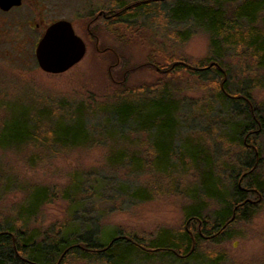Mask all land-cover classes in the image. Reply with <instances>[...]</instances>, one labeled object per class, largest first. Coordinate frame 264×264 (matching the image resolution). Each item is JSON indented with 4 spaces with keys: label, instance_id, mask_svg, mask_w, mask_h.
I'll return each mask as SVG.
<instances>
[{
    "label": "trees",
    "instance_id": "16d2710c",
    "mask_svg": "<svg viewBox=\"0 0 264 264\" xmlns=\"http://www.w3.org/2000/svg\"><path fill=\"white\" fill-rule=\"evenodd\" d=\"M169 4L171 7L167 8ZM263 9L264 0H213L210 3L122 0L114 7L120 12L117 17L110 23L104 22L109 33H115V23L133 30L136 19L146 18L154 11L163 19L168 11L171 21L195 23L208 33L207 58L189 63L174 54L152 50L145 65L159 72L163 80L137 87H127L125 81L109 100L93 96L80 101L61 100L35 108L29 114V108H20L19 113L6 110L9 118L0 128L2 147L16 148L26 143L70 150L103 147L110 142L116 145L108 158L113 166L129 167L133 174L147 168L162 171L158 165L163 163L165 178L170 179L174 171L192 172L199 186L186 192L197 204L185 210V225L172 236V233H167L170 236L160 234L167 236L164 240L160 235L150 239L115 233L102 241L98 233L92 234L90 229L80 233L68 222L49 229L40 237L35 230H29L28 225L36 218L38 209L55 199L57 193L37 189L32 192L29 204L17 208L14 219L0 224V264H128L130 259L149 262L156 257L185 263L196 260L203 244H217L228 238V229L237 221L252 219L264 199L259 145L260 137L264 136V115L252 96L254 90L261 88L264 78V30L259 24ZM114 10L104 12L108 15ZM183 35L174 34L178 40H182ZM127 69L128 66L122 68L118 75L123 78ZM182 77L187 85L191 82L202 92L196 105L185 104L178 98L176 87ZM183 104L202 116H208L205 110L217 107L226 110L231 119L226 125L228 132L220 134L213 130L212 136L207 135L208 132L203 134L207 144L185 137L177 145V115ZM201 108H205L204 114ZM96 118L101 119L96 123ZM88 119L95 120L88 124ZM130 136L138 137L140 150L129 153L120 147L118 142L134 145ZM232 149L237 154L233 166L218 158L221 151L229 154ZM223 178L226 190L219 188ZM77 190V186H70L61 196L66 199V194L69 196ZM126 193L142 201L151 198L148 189L127 188ZM202 198L216 202L218 210L205 213L206 203ZM70 226L75 230L69 232ZM205 257L209 264H223L224 259L218 253L206 252Z\"/></svg>",
    "mask_w": 264,
    "mask_h": 264
},
{
    "label": "rangeland",
    "instance_id": "374dc122",
    "mask_svg": "<svg viewBox=\"0 0 264 264\" xmlns=\"http://www.w3.org/2000/svg\"><path fill=\"white\" fill-rule=\"evenodd\" d=\"M120 1L32 0L19 10L8 14L0 12V128L9 118V111H6L9 109L12 113H19L20 108H29V114L35 108L61 100L80 101L90 96L109 100L125 81L127 87H137L163 80L159 72L145 65L146 57L152 50L174 54L189 63L207 58L208 33L195 23L171 21L167 16L168 11L163 19L157 11L150 17L136 19L131 28L133 30L115 23V33L111 34L101 20L90 24L87 29V17L91 20L94 17L92 13L98 10H114ZM198 1L210 3L213 0ZM161 7L165 9L164 5ZM170 7V4L167 5V8ZM57 20L71 23L75 33L85 43L86 53L67 72L48 75L38 68L35 46L44 28ZM259 24L264 30V9ZM36 25L39 28L35 29ZM180 32L184 34L182 40L174 36ZM157 60L161 62L160 58ZM126 66L128 72L122 78L118 74ZM262 80L261 88L254 90L252 96L264 115V78ZM185 82L183 77L178 81V98L185 104L196 105L202 98V92L197 85L191 82L187 85ZM182 106L177 115V145L185 137L198 140L202 145L207 144V137L203 134L208 132L207 135L212 136L213 130L220 134L228 132L226 125L231 119L226 110L217 107L206 111L201 108V112L204 114L205 110L208 115L202 116L194 108ZM96 119H88V124L94 120L97 123L101 118ZM129 140H134L133 146L118 143L129 153L141 149L138 137L130 136ZM141 140L146 142L144 137ZM259 145L264 171V136L260 137ZM164 147L167 149V143ZM49 148L47 145L26 143L16 148L0 145V224L14 219L17 208L29 204L32 192L42 188L56 190L57 195L38 209L36 218L28 225V229L35 230L40 237L49 229L66 222L75 226L80 233L88 229L92 234L98 233L102 241L115 233L150 239L162 233H172V236L185 225V210L197 204L186 195L187 190L199 186L198 178L192 172L183 174L174 171L167 179L161 163L158 168L162 171L147 168L131 174V168L113 166L108 161L113 153L112 148L116 150V145L110 142L103 147L70 150ZM235 154L233 149L229 154L221 151L218 158L233 166L236 163ZM219 185V188L227 189L224 178ZM70 186H77L78 190L69 196L66 194L64 199L61 195ZM127 188L148 189L151 198L143 201L133 198L126 193ZM196 193L200 194L198 190ZM202 200L206 203L205 213L218 210L216 202ZM75 227L70 226L69 232ZM228 232V238L220 243L203 244L198 249L196 260L174 263L156 257L149 262L130 259L128 264H209L206 252L221 255L223 264H264V199L252 219L237 221ZM160 236L161 240L167 237Z\"/></svg>",
    "mask_w": 264,
    "mask_h": 264
},
{
    "label": "water",
    "instance_id": "95a60500",
    "mask_svg": "<svg viewBox=\"0 0 264 264\" xmlns=\"http://www.w3.org/2000/svg\"><path fill=\"white\" fill-rule=\"evenodd\" d=\"M23 0H0V10L6 12L20 6ZM86 47L70 22L60 20L49 25L35 46L38 68L48 75H59L77 65L85 56Z\"/></svg>",
    "mask_w": 264,
    "mask_h": 264
},
{
    "label": "flooded vegetation",
    "instance_id": "af4514ba",
    "mask_svg": "<svg viewBox=\"0 0 264 264\" xmlns=\"http://www.w3.org/2000/svg\"><path fill=\"white\" fill-rule=\"evenodd\" d=\"M32 0H23L22 2H21V4H20V6H18V7H12V8H10L8 11H6V12H4V11H2V10H0V12L2 13V14H8V13H10V12H12V11H14V10H19V9H21L23 6H24V4L26 3V2H31ZM108 11L110 10V9H107ZM107 13H109V12H107ZM120 13V12H119ZM118 13V11H115L114 10V13L113 14H106L105 12H104V10H98V11H96V12H94V13H92V15H94V17L90 20V19H88V17H87V21H88V25H87V29L89 30V25L90 24H94V23H96L97 21H99V20H101L102 22L104 21V22H107V23H110L111 21H113L114 19H115V17H117V15L119 14ZM88 15H90V13H88ZM113 16V17H112ZM57 21H60V20H57ZM57 21H54V22H52V23H55V22H57ZM52 23H50L49 25H51ZM48 25V26H49ZM48 26H46L45 28H44V31L46 30V28L48 27ZM35 29H37V28H39V26L38 25H36L35 27H34ZM75 32V31H74ZM44 33V32H43ZM76 34V33H75ZM43 35V34H42ZM42 35H41V37H42ZM77 35V34H76ZM78 36V35H77ZM41 37L39 38V40L41 39ZM79 37V36H78ZM38 40V41H39ZM37 41V42H38ZM83 41V40H82ZM85 44V43H84ZM85 47H86V45H85Z\"/></svg>",
    "mask_w": 264,
    "mask_h": 264
}]
</instances>
